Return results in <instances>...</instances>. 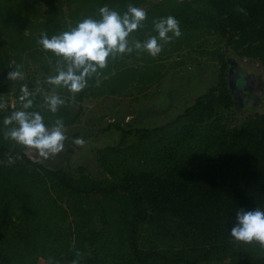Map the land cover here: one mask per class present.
<instances>
[{"label":"trees","instance_id":"trees-1","mask_svg":"<svg viewBox=\"0 0 264 264\" xmlns=\"http://www.w3.org/2000/svg\"><path fill=\"white\" fill-rule=\"evenodd\" d=\"M147 0H0V94L21 84L7 79L20 65L48 73L56 57L38 44L85 17L98 18L104 5L118 12ZM243 8V12L237 11ZM144 26L131 39L156 35L153 19L173 16L182 35L152 57L134 50L109 60L79 98L145 97L164 72L158 60L191 48L219 66L216 86L184 111L155 127L109 123L100 133L119 141L96 151L100 174L79 167L74 176L44 161L35 163L21 146L4 139L3 120L21 108L0 110V264H264V248L236 244L229 232L239 208L264 210V114L239 122L227 84V54L264 66V0H158L145 9ZM36 93L35 90H30ZM127 94V95H129ZM134 94V93H133ZM34 111L65 127L82 112ZM112 133V132H111ZM11 155L14 163L8 164Z\"/></svg>","mask_w":264,"mask_h":264},{"label":"clouds","instance_id":"clouds-1","mask_svg":"<svg viewBox=\"0 0 264 264\" xmlns=\"http://www.w3.org/2000/svg\"><path fill=\"white\" fill-rule=\"evenodd\" d=\"M179 3L180 0H177ZM243 12V8L237 7ZM98 18L85 17L67 31L52 35L41 32L38 44L46 52H51L55 57V74L44 81L52 86L51 95L44 96V103L51 114L57 113L60 106L64 105L63 98L56 89H65L70 93L68 99L75 97L88 85V81L108 67L109 60L117 56L132 53H147L152 57L159 55L165 44L182 35L179 21L173 16L153 19V31L156 35L145 40L131 39V35L144 26L147 13L143 8L129 5L124 12L104 5L98 9ZM9 81L18 82L25 79L20 65L7 72ZM21 108L13 110L5 116L3 133L5 140H11L29 154L35 163L54 159L66 149L68 137L65 133L64 121L56 118L51 125L46 124L44 117L34 111L36 93L30 91L28 84L20 86ZM9 107L8 102L0 100V110ZM15 109V103H12ZM83 138H74L71 144L82 147ZM14 160L8 156V164ZM236 244H258L264 248V210L256 207L252 210L239 208L235 212V223L229 232ZM75 259L71 264H79L81 252H74ZM49 264H56L49 258Z\"/></svg>","mask_w":264,"mask_h":264},{"label":"rangeland","instance_id":"rangeland-1","mask_svg":"<svg viewBox=\"0 0 264 264\" xmlns=\"http://www.w3.org/2000/svg\"><path fill=\"white\" fill-rule=\"evenodd\" d=\"M157 1L147 0L141 8L145 10ZM250 60L258 63L257 60ZM157 64L165 75L146 91L145 97L134 98L136 90H130V94L127 93L129 95L125 96H107L98 99L79 98L78 93L75 100H71L69 110L75 112L82 106V112L73 125L65 127V133L69 138L66 141V149L54 159L44 163L53 168H62L74 176L80 174L79 167H83L86 172H92L94 175L100 174L94 163L96 151L119 141V132L114 128L110 130L112 133L103 134L100 133L101 129L109 123H119L127 127L162 125L182 113L197 96L206 93L218 83L220 69L218 62L212 57L200 56L199 48L181 50L170 57L158 60ZM25 68V79L21 84L26 83L30 90L36 91L39 95L40 110L47 113L43 98L51 95L53 88L44 81L48 76L55 74V68L51 66L48 73L39 70L35 65ZM258 68L264 71V66L260 63ZM21 84L11 86L10 91L1 93L0 100L12 105ZM56 92L63 98L70 97V93L65 89H56ZM236 108L239 122L255 112L246 107L237 106ZM74 138H83L84 145L82 147L72 145L71 140ZM225 262L227 260L213 264H225ZM40 264L45 262L40 261Z\"/></svg>","mask_w":264,"mask_h":264},{"label":"water","instance_id":"water-1","mask_svg":"<svg viewBox=\"0 0 264 264\" xmlns=\"http://www.w3.org/2000/svg\"><path fill=\"white\" fill-rule=\"evenodd\" d=\"M249 58L239 59L234 53L227 54V84L236 106L264 112V71L259 62Z\"/></svg>","mask_w":264,"mask_h":264},{"label":"built area","instance_id":"built-area-1","mask_svg":"<svg viewBox=\"0 0 264 264\" xmlns=\"http://www.w3.org/2000/svg\"><path fill=\"white\" fill-rule=\"evenodd\" d=\"M20 95H21V94H20ZM20 95H19L18 98H17L19 102H21L20 99H19Z\"/></svg>","mask_w":264,"mask_h":264}]
</instances>
